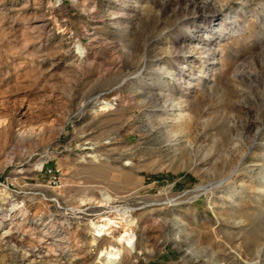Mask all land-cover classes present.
I'll use <instances>...</instances> for the list:
<instances>
[{
  "label": "rangeland",
  "instance_id": "obj_1",
  "mask_svg": "<svg viewBox=\"0 0 264 264\" xmlns=\"http://www.w3.org/2000/svg\"><path fill=\"white\" fill-rule=\"evenodd\" d=\"M0 121V264H264V0H0Z\"/></svg>",
  "mask_w": 264,
  "mask_h": 264
},
{
  "label": "bare ground",
  "instance_id": "obj_2",
  "mask_svg": "<svg viewBox=\"0 0 264 264\" xmlns=\"http://www.w3.org/2000/svg\"><path fill=\"white\" fill-rule=\"evenodd\" d=\"M103 103L104 104L102 105V107H104V106L107 107L108 102H103ZM8 129H9L8 126L7 125L5 126L4 122L0 121V139H2V138L6 139L8 137V134H9ZM32 136H34V132L32 130H30V131L19 130L15 134L16 141L17 140H23L26 137L30 138ZM94 147L95 146H91L90 148L94 149ZM93 156L97 160H101V158H102V157L98 156L96 153H94ZM104 198L108 199L109 196L104 197ZM118 214L119 215L117 216V218L120 220L119 222H123L122 224L124 226L125 225L129 226L133 223V221H132L133 218L130 216V214H126L125 212H118ZM104 219H105V222L100 223V224H96L93 222V226L95 228V235H101L102 234V235L107 236V237H109V236L112 237L113 234H112L111 222H114L115 220H113L111 218H104ZM6 232H8V231L6 230ZM3 234H4V232H3ZM93 240L96 241V238L94 236H93ZM119 243H124V244L127 243V245H129L131 247L135 246L136 240H135V234L133 233V231L128 230V227H125L124 231L120 235H118L115 238V240L110 239L108 246H106L105 248H102L100 250V256L103 257V263L104 264H116L115 258H116V256H118V254L120 253V250H121V247H117L118 246L117 244H119ZM120 246H121V244H120Z\"/></svg>",
  "mask_w": 264,
  "mask_h": 264
},
{
  "label": "built area",
  "instance_id": "obj_3",
  "mask_svg": "<svg viewBox=\"0 0 264 264\" xmlns=\"http://www.w3.org/2000/svg\"><path fill=\"white\" fill-rule=\"evenodd\" d=\"M50 172H52L51 170H49ZM51 177H52V182L54 183V184H56L57 183V180H58V176L56 175V173H54V172H52V175H51ZM114 220V219H113ZM116 222V223H115ZM120 222H118V224H117V221H114V222H111V227H112V234L114 233V231L117 229V228H119L120 227V224H119ZM96 236H104V235H96Z\"/></svg>",
  "mask_w": 264,
  "mask_h": 264
}]
</instances>
